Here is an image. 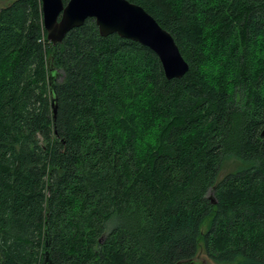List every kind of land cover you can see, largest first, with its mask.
Here are the masks:
<instances>
[{
  "label": "trees",
  "instance_id": "obj_1",
  "mask_svg": "<svg viewBox=\"0 0 264 264\" xmlns=\"http://www.w3.org/2000/svg\"><path fill=\"white\" fill-rule=\"evenodd\" d=\"M128 1L184 77L94 19L54 46L41 0H0V264H44L46 240L53 264H179L201 239L264 264V0Z\"/></svg>",
  "mask_w": 264,
  "mask_h": 264
},
{
  "label": "water",
  "instance_id": "obj_2",
  "mask_svg": "<svg viewBox=\"0 0 264 264\" xmlns=\"http://www.w3.org/2000/svg\"><path fill=\"white\" fill-rule=\"evenodd\" d=\"M44 29L47 39L54 46L62 43L73 30L82 27L87 20L94 19L101 37L118 35L120 38L137 42L157 54L168 80L181 79L189 71V64L182 56L172 34L144 8L128 0H41ZM50 90L54 118L57 112L55 94L56 75L51 74ZM264 138V129L262 131ZM46 240L44 264H53ZM179 264H198L196 259ZM201 264H205L203 261Z\"/></svg>",
  "mask_w": 264,
  "mask_h": 264
},
{
  "label": "rangeland",
  "instance_id": "obj_3",
  "mask_svg": "<svg viewBox=\"0 0 264 264\" xmlns=\"http://www.w3.org/2000/svg\"><path fill=\"white\" fill-rule=\"evenodd\" d=\"M2 5H3V3L0 2V7H2ZM55 71L57 72V74L59 73L56 69H55ZM49 73H50V71H49ZM242 167H243V164L241 162H239L235 159H227L226 161L223 162L221 174H220V180L223 179L229 173L236 172L239 169H241ZM208 226H209V221L204 223V225L202 226V233L203 234L206 233ZM195 259H196V262L198 264H201L203 261L205 262V264H233V263H216L213 260H211L204 250V242L202 239L200 240V246H199L198 254H197V257Z\"/></svg>",
  "mask_w": 264,
  "mask_h": 264
}]
</instances>
